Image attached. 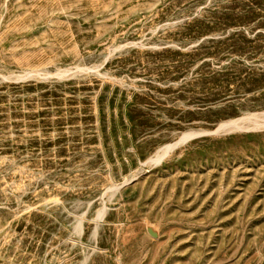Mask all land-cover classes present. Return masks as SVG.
Segmentation results:
<instances>
[{
    "label": "rangeland",
    "instance_id": "obj_1",
    "mask_svg": "<svg viewBox=\"0 0 264 264\" xmlns=\"http://www.w3.org/2000/svg\"><path fill=\"white\" fill-rule=\"evenodd\" d=\"M0 264H264V0H0Z\"/></svg>",
    "mask_w": 264,
    "mask_h": 264
},
{
    "label": "bare ground",
    "instance_id": "obj_2",
    "mask_svg": "<svg viewBox=\"0 0 264 264\" xmlns=\"http://www.w3.org/2000/svg\"><path fill=\"white\" fill-rule=\"evenodd\" d=\"M253 123H254V125H257L260 122L254 121ZM224 124L225 125H235L236 126L237 125V121L236 120H230V121L224 122ZM164 151H165V148H161L159 151L156 152L155 156L157 158H160L163 155Z\"/></svg>",
    "mask_w": 264,
    "mask_h": 264
}]
</instances>
